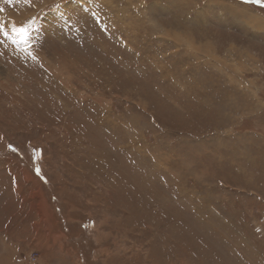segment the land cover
Segmentation results:
<instances>
[{
    "label": "rangeland",
    "instance_id": "rangeland-1",
    "mask_svg": "<svg viewBox=\"0 0 264 264\" xmlns=\"http://www.w3.org/2000/svg\"><path fill=\"white\" fill-rule=\"evenodd\" d=\"M0 264H264V7L0 0Z\"/></svg>",
    "mask_w": 264,
    "mask_h": 264
},
{
    "label": "snow or ice",
    "instance_id": "snow-or-ice-1",
    "mask_svg": "<svg viewBox=\"0 0 264 264\" xmlns=\"http://www.w3.org/2000/svg\"><path fill=\"white\" fill-rule=\"evenodd\" d=\"M244 3H252L255 5H259L264 7V0H243ZM18 35L27 36V30L24 28H14L13 29ZM40 170L37 169V173L39 174Z\"/></svg>",
    "mask_w": 264,
    "mask_h": 264
},
{
    "label": "crops",
    "instance_id": "crops-1",
    "mask_svg": "<svg viewBox=\"0 0 264 264\" xmlns=\"http://www.w3.org/2000/svg\"><path fill=\"white\" fill-rule=\"evenodd\" d=\"M6 191H7V193L5 194V197H7V198H3V201H7L8 200V198H10L8 195L10 194V192H11V188L9 187V188H7L6 189ZM17 192V191H16ZM9 201V200H8ZM11 206H9V207H7V209H6V211L8 212V210H9V208H10ZM3 208V207H2ZM4 211H5V209H3ZM5 211V212H6ZM12 213H17V212H12Z\"/></svg>",
    "mask_w": 264,
    "mask_h": 264
}]
</instances>
